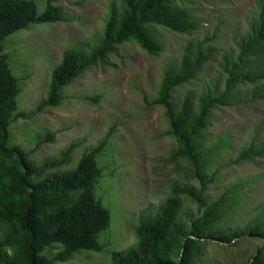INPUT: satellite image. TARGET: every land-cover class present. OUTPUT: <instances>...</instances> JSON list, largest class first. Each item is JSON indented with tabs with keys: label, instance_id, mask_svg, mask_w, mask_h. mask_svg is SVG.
<instances>
[{
	"label": "trees",
	"instance_id": "1",
	"mask_svg": "<svg viewBox=\"0 0 264 264\" xmlns=\"http://www.w3.org/2000/svg\"><path fill=\"white\" fill-rule=\"evenodd\" d=\"M193 2L118 0L99 32L81 41L80 47L62 52L39 103L27 112H17L19 79L9 67L4 39L31 24L67 22L69 17L55 0H44L41 11L34 0H0V264H57L82 250L100 252L103 245L97 236L110 225L109 210L94 194L101 176L96 156L108 133L85 147L74 167L65 169L75 143L34 162L28 159L31 149L8 144L9 123L57 106L63 87L93 64H109L108 56L122 43L134 41L149 55L159 54L162 45L155 25L192 34L199 25ZM217 31L214 27L200 40L187 41L178 62L164 68L155 95L145 100L149 106L163 108L165 134L177 142L169 158L181 161L178 168L188 181L172 184L165 198L146 208L148 215L131 227L134 241L124 251L108 250L106 264H195L206 244L232 243L244 236L260 238L264 246V198L257 204L245 203L249 180L228 182L215 195L207 191L220 167L215 159L229 137L226 131L222 139L207 143L214 111L235 100L232 90L240 83L252 84L249 97L264 96V0L249 21L247 33L235 40L233 49L224 50L212 76L197 83L218 51L212 44ZM193 83L195 89L175 93ZM52 136L47 133L44 140ZM263 157L264 137L249 139L227 164ZM260 249L249 264H264Z\"/></svg>",
	"mask_w": 264,
	"mask_h": 264
},
{
	"label": "rangeland",
	"instance_id": "2",
	"mask_svg": "<svg viewBox=\"0 0 264 264\" xmlns=\"http://www.w3.org/2000/svg\"><path fill=\"white\" fill-rule=\"evenodd\" d=\"M34 1L41 11L44 0ZM193 1L199 25L192 34L155 25L154 33L162 45L159 54L149 55L134 41L122 43L108 56L109 64L95 63L63 87V97L57 106H46L28 119L18 118L9 123L8 144L31 149L28 159L34 162L75 143L66 157L65 169L74 167L85 147L94 145L108 133L103 149L96 156L101 176L94 185L95 197L110 213L109 227L97 236L103 247L100 252H76L57 264H106L108 250L124 251L122 248L134 241L131 227L148 215L146 208L165 198L172 184L188 181L178 168L181 161L169 158L177 142L165 134L167 121L163 108L149 106L145 100L155 95L164 68L178 62L187 41L200 40L217 27V38L212 44L218 51L198 76L197 83L208 80L224 50L233 49L235 40L247 33L260 2ZM116 3L118 0H55L69 21L31 24L4 39L9 67L19 79L17 112H27L39 103L46 95L50 72L62 52L80 47L81 41L99 32L110 7ZM195 86L193 83L177 88L175 93L181 95ZM251 87L249 83L236 85L232 90L235 100L214 111L207 143L222 139L226 131L229 137L215 159L220 167L216 181L207 191L215 195L228 182L249 180L250 189L244 201L252 205L264 198V157L227 164L247 140L264 137V96L249 97ZM47 133H53L49 141L44 140ZM41 139L44 141L38 144ZM258 247L264 256V246L257 237L244 236L232 243L210 242L195 264H249Z\"/></svg>",
	"mask_w": 264,
	"mask_h": 264
}]
</instances>
